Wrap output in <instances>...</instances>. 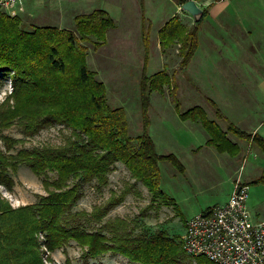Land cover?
<instances>
[{
    "label": "trees",
    "instance_id": "1",
    "mask_svg": "<svg viewBox=\"0 0 264 264\" xmlns=\"http://www.w3.org/2000/svg\"><path fill=\"white\" fill-rule=\"evenodd\" d=\"M187 1L178 0V4ZM203 13L205 16L206 11ZM202 20L189 27L173 17L158 32L162 52L176 46L180 70L190 65L198 49ZM74 22L73 30L37 27L28 32L19 17L0 11V72L10 78L13 87L0 104V186L12 191L15 185L12 174L26 166L42 178L46 191L37 203L18 207H13L0 193V264H47L49 259L44 257L43 248L53 253L71 242L81 248L85 264L108 253L121 255L134 264H217L206 257H189L181 237L170 236L165 228L139 230L138 225L130 228L123 219L103 223L110 211L125 201L132 187L119 195L112 192L105 204L94 206L91 212L73 210L82 197L83 184L95 181L101 190L109 184V175L120 163L134 184L140 183L148 190L153 202L160 200L177 214L174 199L160 189L159 164L167 161L176 171H186L173 153L157 154L148 134L150 95L165 93L166 88L170 95H176L175 74L163 69L148 75L143 67L142 132L131 136L125 110L109 104L104 83L89 69V49L84 45L90 44L94 50L105 46L115 21L106 11L96 9L77 16ZM150 29L144 18V65ZM173 98L178 106V100ZM205 100L214 111L215 120L208 118L201 106L182 113L177 110L182 120L201 125L207 135V146L220 154L240 156L242 148L229 139L231 134L257 148L264 158V138L260 134L240 130L213 100L207 97ZM218 121L227 124L226 130ZM15 124L25 137L55 125L66 127L71 134L57 146L16 151L22 141L3 133ZM49 173H54L55 178L51 179ZM251 184L264 186V163L260 176L248 183ZM97 224L99 228L94 229ZM66 264L71 262L67 259Z\"/></svg>",
    "mask_w": 264,
    "mask_h": 264
},
{
    "label": "rangeland",
    "instance_id": "2",
    "mask_svg": "<svg viewBox=\"0 0 264 264\" xmlns=\"http://www.w3.org/2000/svg\"><path fill=\"white\" fill-rule=\"evenodd\" d=\"M227 2L229 7L225 16L231 20L233 25L263 27L264 47V0H227ZM137 3L138 0H82V5H89L86 8L88 12L103 9L109 5L112 18L115 22L120 20L117 26L109 31L106 45L99 50H94L90 44L84 43L89 49L87 64L90 70L96 72L97 80L104 83L109 104L113 108L122 107L125 110L129 133L133 137L142 132L143 108L140 80L143 67L145 66L148 75L163 69H167L170 75L175 74L174 85L177 94L170 95L168 88L162 94L152 93L147 116L148 134L155 145L157 154L173 153L187 168L185 173H180L167 161L159 164L160 189L174 199L179 213L176 214L171 206L162 204L160 200L153 202L148 190L140 183L134 184L130 173L120 163L109 175V184L101 190L98 189L95 181L83 184L82 197L73 210L91 212L94 206L105 204L112 192L119 195L124 189L132 187L125 201L112 209L103 223L107 220L123 219L130 228L134 225H138L139 230L155 231L165 228L170 236L182 238L187 221L214 205L226 202L233 185L232 174H236L237 179L241 177L242 180L250 183L261 171L264 158L257 148L239 141L231 134H229L230 138L236 139L240 144L243 143L241 163L236 162L226 153H218L214 147L208 146V149L200 147L207 137L205 131L198 123L182 120L177 109L182 113L194 106H201L211 120L216 119L214 111L207 104L206 96L198 94L199 90L191 80L190 66L180 70L181 58L176 46L169 48L166 52L161 51L156 36L158 27L150 29L149 53L146 65H144L145 44L142 39L143 28L139 23L140 5ZM113 6L118 7L114 9ZM120 6L124 16L119 19ZM22 27L28 32L37 28L36 25L31 26L26 22ZM69 28L74 29V27ZM12 91L10 78L0 72V104ZM174 96L178 100V106ZM218 122L221 128L226 130L227 124L222 121ZM3 133L22 141L16 146V151H18L44 145H60L65 137L71 134V131L62 125H55L42 129L32 137H25L21 134L19 125L15 124ZM248 159V164H246ZM200 165H202L201 168ZM255 165L256 168H254ZM229 166H235L236 173ZM48 176L51 179L55 178L54 173H49ZM12 177L15 182L13 190L8 191L0 186V193L13 207L35 204L39 196L46 195L42 178L34 175L28 167L21 166L16 173L12 174ZM249 187L248 208L255 218H264V186L251 184ZM99 226L100 224L94 225V229H98ZM43 251L44 257L49 259L47 264H52V261L55 264H66L67 259L71 264H85L81 258L82 250L74 242L53 253L46 248H43ZM88 264L134 263L121 255L108 253L98 259L90 260Z\"/></svg>",
    "mask_w": 264,
    "mask_h": 264
},
{
    "label": "crops",
    "instance_id": "3",
    "mask_svg": "<svg viewBox=\"0 0 264 264\" xmlns=\"http://www.w3.org/2000/svg\"><path fill=\"white\" fill-rule=\"evenodd\" d=\"M194 1L203 12L206 11L205 16L203 14L198 34V49L189 65L191 80L199 90L198 94L213 100L222 114L240 130L250 134L258 133L264 138L263 27L233 25L231 20L225 16L229 7L227 0ZM137 4L140 5L138 11L140 27L143 28L144 18L147 19L150 27H158L156 36L159 47L158 32L170 19L178 17L189 27L194 23L192 16L180 9L182 5L178 4V0H138ZM88 7V4L82 5V0H20L14 13L22 20V25L26 22L36 27H58L70 30L69 27L75 26L74 20L77 16L93 11L88 12L86 10ZM113 7L115 9L118 6ZM110 9L111 7L106 5L102 10L111 16ZM118 14L121 15L119 19L123 18L124 13L121 6ZM118 22L120 20L115 22V26ZM206 139L205 143L200 145L201 148L208 149ZM229 139L240 147L243 146V143L240 144L236 139L230 137ZM241 154L239 157L226 155L241 163L243 157ZM248 161L249 159L246 164ZM181 163L183 164L182 161ZM184 167L187 170L185 165ZM229 167L236 173L235 166ZM261 172L262 168L252 180L259 177ZM236 176L232 174L233 185L237 179ZM246 181L244 182L247 183Z\"/></svg>",
    "mask_w": 264,
    "mask_h": 264
},
{
    "label": "built area",
    "instance_id": "4",
    "mask_svg": "<svg viewBox=\"0 0 264 264\" xmlns=\"http://www.w3.org/2000/svg\"><path fill=\"white\" fill-rule=\"evenodd\" d=\"M19 1L0 0V11L16 17ZM249 189L238 177L225 204L186 222L181 239L189 257H206L217 264H264V218L251 214Z\"/></svg>",
    "mask_w": 264,
    "mask_h": 264
},
{
    "label": "water",
    "instance_id": "5",
    "mask_svg": "<svg viewBox=\"0 0 264 264\" xmlns=\"http://www.w3.org/2000/svg\"><path fill=\"white\" fill-rule=\"evenodd\" d=\"M181 9L190 14L195 22H200L203 18V10L197 5L194 0H188L182 4Z\"/></svg>",
    "mask_w": 264,
    "mask_h": 264
}]
</instances>
